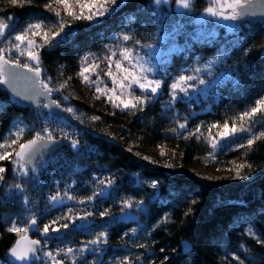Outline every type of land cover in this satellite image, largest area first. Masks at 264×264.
I'll list each match as a JSON object with an SVG mask.
<instances>
[{"label":"trees","instance_id":"trees-1","mask_svg":"<svg viewBox=\"0 0 264 264\" xmlns=\"http://www.w3.org/2000/svg\"><path fill=\"white\" fill-rule=\"evenodd\" d=\"M46 3L47 0H32L31 4L21 7L0 0V18L13 16V35L29 23L41 22L51 28L57 18L45 9ZM207 6V1L196 0L187 15L175 14V20H182L180 25L174 19L172 22L178 25V33L172 32V16L167 10L157 11L150 0H124L98 23L73 20L52 45L39 50L42 79L51 78L56 84L54 87L59 88L63 84L59 79L63 69H78L85 56L108 55L112 40L127 33L132 37L131 44H136L137 40L142 44H159L163 37L168 43H178V49L159 70L167 90L175 78L192 75L197 68L202 71L209 63L217 61L221 47L230 40L223 28H220L219 42L203 44L195 39V19ZM129 17L134 19L129 20ZM237 40L229 56L219 62L221 69L216 75L225 72L231 76L218 87V99L209 112L199 109L195 113L197 105L192 108L183 102L170 110L161 98L147 101L133 111L105 113L100 106L81 102L71 89L69 106L73 108L75 122L60 119L84 132L88 141L101 146L103 154L96 159L97 165L104 175L113 177L115 183L111 188L116 196L112 198L113 203L109 200L105 205L111 216L86 221L91 225L87 230L75 227L76 224L69 226L61 238L48 240L54 249L66 244L78 249L98 232L106 230L103 256H96L95 264H120L125 258L130 264H240V260L244 264H264V243H257L256 239L264 241V138L255 141L251 148L247 146L248 138L264 131V116L251 124V132L238 133L219 149L217 156L232 169L231 173L218 175L213 170L197 169V163L214 155L197 128L223 127L225 122L231 127L233 120L239 125L238 115L264 96V24L244 25ZM36 115L35 110H23L12 104L8 92L0 89V140L9 137L16 125L25 129L21 143L33 138L38 129ZM180 124L189 129L188 137ZM87 131L108 137L116 144L94 140ZM241 144L245 146L240 147ZM163 146L176 151L170 166H153L143 157L148 149ZM51 162V159L41 161L35 172H29L19 182L13 177L10 165L3 163L7 171L6 183L0 192V264H11L8 249L19 239L16 233L7 230L12 222L27 226L25 222L29 221L31 210L41 214V221L47 223L70 208V203L54 207L46 200L47 191L67 176L66 170L50 180H43L47 187L41 193L37 191L41 170ZM240 164L245 165L240 174L247 179L235 178ZM87 176L90 178L91 173ZM137 176L140 183L134 182ZM99 180L90 179L78 192L79 200L100 191ZM17 183L23 185V194L30 201H39V204L32 209L26 207L22 196L16 195L17 189L12 187ZM152 183L158 188L151 187ZM8 192L12 195L8 196ZM121 197L133 201V207L122 212ZM137 201H143L142 207H136ZM128 212L134 214L135 219L120 220ZM249 228L256 238L246 233ZM184 243L192 247L189 254L183 250ZM92 255L77 256L76 264H94Z\"/></svg>","mask_w":264,"mask_h":264},{"label":"snow or ice","instance_id":"snow-or-ice-1","mask_svg":"<svg viewBox=\"0 0 264 264\" xmlns=\"http://www.w3.org/2000/svg\"><path fill=\"white\" fill-rule=\"evenodd\" d=\"M14 6L23 7L24 4H31L32 0H8ZM124 0H49V3L45 5V8L50 9L55 17L57 18V22L52 25L51 28L46 27L41 22L29 23L27 24L21 31L12 35V29L14 25L11 21L14 19L13 16L9 15L6 17L0 18V39L5 38L6 34L10 37L8 44L6 47H0V84L7 83L8 80L5 77L4 69L6 65L14 64L16 67L27 69L30 72H33L36 77L40 76V52L39 50L45 47H48L56 41L57 37H60L68 24V19L72 20H87V21H97L102 18H105L118 6L119 3H123ZM150 3L157 6V11L161 4L168 3V0H150ZM175 4L182 9L190 10L192 8V0H175ZM255 4V0H208V6L203 9L204 14L218 18L225 19L231 21H237L242 17H245L249 14V9L252 8ZM61 10H63V15L61 14ZM260 15L264 16V12H261ZM134 19L133 17H129V20ZM37 37L40 38L39 42L37 41ZM119 39L123 41H130L132 39L131 35L127 33L119 34ZM136 44H140V41H136ZM149 49L153 48V45L148 44L144 45ZM17 52L19 56L26 57L27 61L21 63L19 59L12 60L9 57L10 53ZM110 55L104 57L106 61H108V70L105 72V75L108 76L112 80L113 87L111 89H101L99 87V73L98 68L99 65L92 62H89V56H85L82 58V66L78 75L82 78L84 83H88L91 86L96 88V92L102 95H107L109 102L113 103L114 107H121L123 109H137L138 107H142L147 103L149 97L148 96H135L132 94L133 86L138 87L141 92H150L155 95L158 93L162 86V82L156 79H149L148 73L154 71L153 67L146 66L141 62L138 55H136L134 49H130L128 47H122L119 49V59L113 61V57L117 55L115 51H112L109 48ZM219 59V57L217 58ZM127 62V66L124 62ZM35 62V66L32 63ZM113 64L119 73L122 75L117 77V75L113 74L112 68ZM195 72L201 71V69L197 68L194 70ZM94 73L97 76V80L93 81L89 75V73ZM196 79L193 75H182L177 78L175 82L170 85L171 90V100L175 101L177 98V91L187 92V87H190L189 81ZM200 84H204L205 81L203 79L199 80ZM67 86V83L61 84L59 88H49L48 84L41 80L39 81V87L43 89V93L37 92L36 95H43L44 93L51 94L53 91H59ZM117 88L120 89V94L117 95ZM19 96L20 94L17 93ZM97 99L100 97L97 96ZM23 99H32L31 97H24ZM66 99V97H65ZM119 101V103H117ZM38 103V102H37ZM255 106L251 107L240 113L236 119L239 120V125H237L236 120H233L231 127H229L228 122H225L223 125V130L218 133L221 139H225L231 136H235L238 133L243 132H251V124H253L258 116H264V96L260 99H257L254 102ZM53 106L60 107L58 101H51L50 103H46L43 105L46 109H51ZM64 111L69 113L73 112L72 108H66ZM52 113H49V119L51 118ZM93 119H99V117H93ZM180 128L186 127L185 124H180ZM212 127H218L217 125H213ZM172 131H176V129H172ZM197 132L200 131L198 128ZM25 129L23 127H18L15 132L9 134L8 138H5L2 142H0V161L11 160V163L18 166V170L20 174L27 176L28 168L27 165L31 163L35 159V154L37 149L47 150L49 146L56 144V137L53 135V132L49 130V126H45L41 131L36 132L35 136L31 139H28L24 142H19L24 135ZM43 133V134H42ZM64 138L68 139V135L64 134ZM264 138V131H260L258 134H253L250 138L247 139V146L251 148V146L255 143V141ZM43 142V143H42ZM71 147L73 149H77L79 146V141L77 139H72L70 141ZM16 146V147H13ZM217 146L216 143L212 144V147L215 148ZM240 147H244L245 145L241 144ZM9 149H12L10 152ZM14 154V155H13ZM164 153L161 152V155ZM145 159H148L145 157ZM244 164H240L236 169V177L239 179H247V176H242L240 174V169L244 168ZM248 167H251L248 165ZM17 169L14 168L15 172ZM7 171L6 168L0 166V182H4L5 177L4 173ZM33 172L36 171L35 168L32 169ZM134 182L140 183L139 177H134ZM115 183L112 179H101L98 181L100 187V191H93L92 195L86 197L87 201H93L97 197H107L109 193L110 187ZM14 189L22 192L23 185L15 184L12 186ZM151 187L156 188V183H152ZM10 195V193H8ZM67 199L74 200L76 199L72 195H68V193L64 194ZM63 197L59 193L52 195L50 197V202L57 203L62 202ZM26 202V201H25ZM85 202L84 199L79 200L78 203L83 204ZM123 207L121 211L124 209H130L133 207V201L124 200L122 202ZM136 207L140 208L143 205V201L135 202ZM100 217L111 216L110 211L107 209L99 213ZM92 216L91 212H87L84 215H76L73 216L71 212L69 214L64 215L57 220H53L50 224H45L43 226L42 232L37 229V232L42 236H47L49 232L59 233L61 229H68L70 223L75 225V220L79 219L81 221H87L88 217ZM127 218H132L129 214ZM60 220L66 221L65 223H60ZM27 226H20L15 222L11 223V226L7 229L9 232H14L17 234L19 239L16 240L15 244L8 249V254L14 258L15 261H29L32 258L37 256L39 246H41L42 241L40 239H31L28 236V232L30 229L37 224V220L35 218H31L29 221L25 222ZM75 227L81 230H87L91 227L90 224L81 223L79 225H75ZM135 231V229H133ZM246 233L250 236L255 237V233L251 230V228L246 230ZM108 232L106 230H102L96 234V236L89 240L86 244L78 249H73L68 247L66 249H59L57 253L54 255L53 252L47 251L43 252V256L47 257L51 264H64V260L57 259V256L61 255V253L66 257L72 258V264H76L77 256L76 253L83 254L86 251H89L90 245H100L107 243ZM257 239V243H264L259 238ZM143 247V245H140ZM243 247V246H242ZM93 252L100 251V249H91ZM234 259L239 260V257H235ZM95 264V262H94ZM120 264H130L128 258L120 261ZM240 264H244L243 260H240Z\"/></svg>","mask_w":264,"mask_h":264},{"label":"rangeland","instance_id":"rangeland-1","mask_svg":"<svg viewBox=\"0 0 264 264\" xmlns=\"http://www.w3.org/2000/svg\"><path fill=\"white\" fill-rule=\"evenodd\" d=\"M205 1L208 2V0H205ZM195 2H196V0H192V5ZM48 3H49V0H47L46 4H48ZM156 8H157V6H156ZM162 8L166 9L167 10L166 13L170 14L172 16L171 17L172 32L178 33L179 32L178 31L179 30L178 25H174L172 23L173 19L175 20V14H178L179 16H183V15L185 16V14L187 15L189 13V10L179 8L175 4V0H168V3L161 4L159 6V9H162ZM45 9L54 15V13L50 9H47V8H45ZM61 14L63 15V10H61ZM102 19H104V18H102ZM102 19H100V20H102ZM100 20H97V21L82 20V21H87L89 23H98V22H100ZM71 21H73V20L69 18L68 23ZM76 21H78V20H76ZM175 21L179 25H180V22H182V20L179 18H177V20H175ZM67 26H68V24H67ZM195 27H196L195 39L197 41L203 43V44H208V43H211L214 41H218V42L221 41L220 28L224 29V31L226 32V36H230V40L228 42H226L225 44H223V46L221 47V50H220L219 56H218L219 59L217 61L209 63V65H207V67H205L202 71L192 73V75L195 76L196 79L188 82L189 85H191L190 87H188L187 85L185 86V87H187L186 93L177 91V94H176L177 98L175 101L171 100L170 85L173 82H175L177 80V78H175L170 83V85L167 86V90H166L164 81L162 80V76H159V74H160L159 70H160V67L163 66L170 59V57H171L170 54L174 53L178 49V47H177L178 43L177 42L168 43L166 41V38L163 37L162 41L159 44H151V45H153V48L149 49L147 47H144V45H148V44H142V43L131 44L130 41H123L122 39H119V36L115 37L112 40L110 48L112 49V51H115L117 53V55L115 57H113V61H115L116 59H119V49L120 48L128 47L130 49H134L136 55H138V57L140 58L142 63H144L146 66L153 67L154 71L147 74L149 79H156V80H160L162 82V86H161L160 90L155 95L151 94L150 92H141V90L136 86H133V88H132V94L133 95H135V96H148L149 97L148 101H151V102H154V101H157L161 98H164L165 105L170 110L173 108H176L177 104L181 103V102L189 104L190 107H192V108H193V105H197L198 109L196 110L195 113H197V111H199V109L203 110L204 112H209L212 110V106H213L214 101H216L218 99V94H217L218 87L220 85L225 84L228 79L230 80V76H231L230 74H228V73L226 74L225 72H222L221 74L216 75L217 71H219L221 69L219 67V62L223 61L224 59H226L229 56L232 46L237 45V43H238L237 37H238L239 33L242 31V29L244 28V25H239L236 23V21L210 17V16L203 13L198 18L195 19ZM9 39H10V37L7 34H6L5 38L0 39V47H6ZM36 39L39 42L40 38L37 37ZM108 55H110V52L108 53ZM108 55H104V56L89 55V62L90 63L94 62V63L99 65V68L97 71L99 73V87L101 89H105V86H107V89H111L113 87L112 80L108 76L105 75V72L108 70V61H106L104 59V57H106ZM8 58H10L12 60L19 59L21 61V63H22V61H24V62L27 61L26 57L19 56V53H17V52L10 53ZM30 63H32L33 66H35V62H30ZM124 63L127 66V62L125 61ZM81 66H82V64H81ZM81 66L78 69H71V70L63 69L59 74V79L61 81H63V84H65V82L67 83V86L65 88L57 91L59 93V96L56 98V101H57V99L62 100V101L58 100V102L63 109L70 107L69 105L71 104L72 99L70 98L69 95L72 92L71 89H73V90H75V93H76L75 96H77V98L81 102L86 103L90 106H100L101 109H103V111L105 113L106 112H120V113H122V112L136 110V109H131V108L130 109H123L122 105L119 108L114 107L113 103L109 102L107 95H102L100 93H97L96 88L94 86H91L90 84L84 83L82 81V78L78 75V73L81 70ZM39 68H40V70H43L41 67V60H40ZM112 71H113V74L117 75L118 78L120 75H122L115 68L114 64H113ZM89 75L93 81L97 80L96 74L90 72ZM188 75H191V74H188ZM201 79H203L205 81L204 84L199 83V80H201ZM45 82L48 84L49 88H55L54 85H56V84L54 83V81L51 78H48V80ZM119 94H120V89L117 88V95H119ZM97 96H99L100 98L97 99L96 98ZM65 97H66V99H65ZM117 103H119V101H117ZM70 108H72V107H70ZM67 114L69 116V119H66V120L71 121V122H73V121L75 122L74 117H73L75 114L73 112H71V113L67 112ZM176 117H177V115H176ZM259 118H260V116L257 117V119H259ZM66 123H67V121H66ZM68 125L70 126V124H68ZM18 127H22V126L16 125L14 132L17 130ZM198 128L200 129V131L198 133H200L204 137V140L210 145L211 149L214 152V155L208 156L206 160H204L200 163H197V165H198L197 169L206 168L209 170H213L218 175L231 173L232 169L228 168L224 163H222L220 161L219 157L217 156V153H218L219 149L223 148L227 143L230 142V140L235 139L237 137V134L235 136H231V137H228L225 139H221L219 137L218 133L223 130V127L200 126ZM182 131H184L186 137L189 136V134H190L189 129L182 128ZM5 138H8V137H5ZM2 141L3 140H0V142H2ZM19 142H21V140ZM213 143L217 144V146L215 148L212 147ZM13 147H16V146H13ZM9 151L11 152L12 149H9ZM161 152H163L164 154L161 155ZM175 156H176V151L173 150L172 148L168 147V146L150 148L143 154L144 158L145 157L148 158L145 160L147 162H149L151 165H153V166L162 165V166H166V167L170 166V164L172 163V159ZM4 162H7L10 165V169L13 173L12 175L14 178H17L18 182L20 180H23L25 177L28 176V174H27V176L20 174L19 170H18V166L12 164L10 159L0 161V166L6 168L3 165ZM14 168L17 169L15 172L13 171ZM4 175H5V173H4ZM4 182L6 183V178H5ZM4 182H0V192H1V187H2ZM8 193H10V195L8 194V196L12 195L11 192H8ZM23 193H24V190L22 192H20L19 190H16V192H15L16 195L22 196V199H24V201H26L25 202L26 207H28L29 209L30 208L32 209V207L34 205H36L37 202L35 200L33 202L30 201L28 199V196L26 194H23ZM70 202H71V200L63 198L62 202H57V203L51 202V203L54 207H58V206H63V205L67 206ZM129 214L132 218H127L129 216ZM34 216H35V214L30 210L29 218L30 219L34 218ZM134 219H135V215L132 214L131 212H128L125 215L120 217V220L126 221V222L132 221ZM37 228H38V226H37ZM28 234H29V232H28ZM37 235H39V234H37ZM32 238H34V237H32ZM34 239H39V238H34ZM105 245L106 244H100V245H97L96 247H93V245H92L91 247H89V251H86L83 254L76 253V256L79 257L80 255L84 256V255L94 254V255H92L93 256L92 262H94L95 260H97L96 256H99V258H101L103 256V251H101V250H102V248L104 249ZM45 246L50 248L54 255L57 253V251L59 249H66L68 247L76 249L74 246H71L69 244H66L65 246H61L59 248L54 249L53 243H48V241L43 242V249L45 248ZM91 249H100V251L93 252V251H91ZM42 254L43 253H41L40 255L42 256ZM43 258L48 259L47 257H44V256H43ZM57 259L64 260V264H72V258L66 257L62 253H61V255L57 256ZM49 264H51V261Z\"/></svg>","mask_w":264,"mask_h":264},{"label":"built area","instance_id":"built-area-1","mask_svg":"<svg viewBox=\"0 0 264 264\" xmlns=\"http://www.w3.org/2000/svg\"><path fill=\"white\" fill-rule=\"evenodd\" d=\"M36 112L38 123L37 132L41 131L45 126H49V130L53 132V135L56 137V141L63 142L61 150L49 158L52 160V162L44 166V168L41 170L39 176L40 184L37 190L38 193H41L47 187V182L43 180H46L47 178V180H50L56 173L66 170L68 172L67 176L63 178L62 181L56 182V184L47 191L46 200H50V197L57 193H59L61 197L65 199H67V197L64 195L65 193L74 196L76 199L71 200V206L68 205L70 208L66 209L55 220L63 217L66 214H69V212H71L73 216L84 215L87 212H91L92 216L88 217L87 221H94L98 218H101L99 215L100 210H105V205L109 202V200H111L110 202L113 203L112 198L116 196L115 190L110 187V194L107 197H97L93 201L85 200L83 204L78 203L79 198L77 197L78 192L87 185L90 179L93 181L97 180L98 178L105 180L113 178L109 174L104 175L102 168L98 167L97 165L96 159L101 157L103 154L101 146L98 143L88 141L84 132L73 128L71 125L69 126L66 121L61 120L54 115H52L49 119V113L45 111L44 107L39 108ZM64 134L68 135V139L64 138ZM72 139H77L79 141V146L77 149H73L71 147L70 141ZM90 173L91 177L89 178L87 175ZM156 188H158V186ZM124 200L125 199L123 197L120 198L121 205H123L122 202ZM37 204H39V201H37ZM34 214V218L37 220L38 229L41 232L45 224H50L53 221L51 220L50 222L45 223L44 221H41V214ZM65 222L66 221L64 220H60V223ZM85 222L86 221H81L79 219L75 220L76 225ZM71 225L73 224L70 223V226ZM64 230L66 229H61V231ZM51 233L55 232L50 231L49 234ZM37 234L39 235H37L36 238L42 240L44 236L40 235L39 232H37ZM44 249L42 250V253L47 251L52 252V250L47 246H45ZM49 263L50 261L48 259H44L42 254L37 264Z\"/></svg>","mask_w":264,"mask_h":264},{"label":"water","instance_id":"water-1","mask_svg":"<svg viewBox=\"0 0 264 264\" xmlns=\"http://www.w3.org/2000/svg\"><path fill=\"white\" fill-rule=\"evenodd\" d=\"M249 14L241 19L237 20L236 23L239 25H263L264 24V16L260 15L261 12H264V0H255V4L252 8H250ZM264 57V52H263ZM5 77L8 80L7 83L0 84V89H4L8 92L9 98L12 104L19 106L23 110H38L42 107V105L46 103H50L55 100L59 96L57 91H53L51 94L44 93L43 95L37 96V92L43 93V89L39 87V81L42 80L43 70H40V76L36 77L33 72L28 71L24 68L16 67L14 64H9L5 66L4 69ZM17 93L20 95L18 96ZM24 97H31L32 99H23ZM38 102V103H37ZM60 105V104H59ZM47 113H52L57 117H62L65 119H69V116L66 111L60 106H53L51 109L44 108ZM90 135L94 140H98L101 142H105L107 144H116V141L91 132H86ZM43 143V142H42ZM63 146L62 141H56L55 145L49 146L47 150L37 149L35 154V159L27 165L28 172H31L33 168H36L38 163L42 160H46L53 156L55 153L59 152ZM37 225L33 226L29 231V238H32V234L37 233ZM64 235V231L59 233H52L44 236L46 240L49 239H58ZM43 244L39 246V251L37 256L32 258L29 261H15L8 254V259L11 264H35L40 260V254L42 252ZM183 250L186 254H189L192 250V247L188 243L183 244Z\"/></svg>","mask_w":264,"mask_h":264},{"label":"bare ground","instance_id":"bare-ground-1","mask_svg":"<svg viewBox=\"0 0 264 264\" xmlns=\"http://www.w3.org/2000/svg\"><path fill=\"white\" fill-rule=\"evenodd\" d=\"M89 135V134H88ZM90 136V135H89ZM93 139V138H92ZM98 141V140H97ZM96 143V142H95Z\"/></svg>","mask_w":264,"mask_h":264},{"label":"flooded vegetation","instance_id":"flooded-vegetation-1","mask_svg":"<svg viewBox=\"0 0 264 264\" xmlns=\"http://www.w3.org/2000/svg\"><path fill=\"white\" fill-rule=\"evenodd\" d=\"M39 164V163H38Z\"/></svg>","mask_w":264,"mask_h":264}]
</instances>
